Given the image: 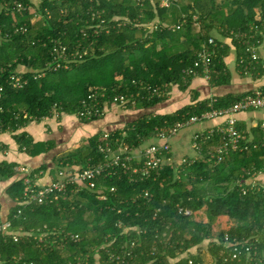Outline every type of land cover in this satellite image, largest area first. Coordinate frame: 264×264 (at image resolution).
<instances>
[{
	"label": "trees",
	"instance_id": "obj_1",
	"mask_svg": "<svg viewBox=\"0 0 264 264\" xmlns=\"http://www.w3.org/2000/svg\"><path fill=\"white\" fill-rule=\"evenodd\" d=\"M141 1L0 0V134L12 133L20 152L37 156L49 152L55 141H35L19 129L55 112L58 117L75 113L94 91H105L107 97L140 92L136 106L128 108L147 109L167 100L175 84L186 90L198 76L212 85L229 84L226 58L231 46L237 50L241 74L264 75L261 60L251 71L245 69L246 63L239 61L246 55L245 46L234 35L253 25L264 32V0H178L180 7ZM19 2L25 10L17 9ZM93 10L104 12L92 19ZM181 11L188 13L187 23L169 28L179 22ZM149 23L158 29L151 31ZM60 45L67 48L66 60L55 50ZM203 48L211 53L208 74L203 65L195 66ZM189 67L197 69V76L184 72ZM16 75L21 76L19 85ZM141 85L159 87L164 94L149 97ZM251 92L198 99L195 91L192 102L175 112L144 114L113 133L130 147L139 146L159 128L228 108ZM237 127L246 135V147L220 162L214 152L223 137H200L202 155L192 164H168L160 174L132 182L105 173L94 189L73 192L70 187L44 204L23 202L28 184L16 169L21 164L0 159V182L10 181L7 194L15 202L7 217L10 227L0 232V264H264V193L247 186L249 172L264 171V124ZM100 140L94 135L77 152L62 154L51 169L85 166L90 157L98 160ZM7 149L0 144V150ZM49 170L43 164L32 172ZM145 190L152 197H144ZM73 233L80 238L73 240ZM14 234H19L18 241ZM226 234L230 242H241L239 259H232L234 247L227 244Z\"/></svg>",
	"mask_w": 264,
	"mask_h": 264
},
{
	"label": "built area",
	"instance_id": "obj_2",
	"mask_svg": "<svg viewBox=\"0 0 264 264\" xmlns=\"http://www.w3.org/2000/svg\"><path fill=\"white\" fill-rule=\"evenodd\" d=\"M137 4H142L141 0H134ZM177 3V4H176ZM173 4H178V0H162L161 7H170ZM18 10H25L26 6L19 2L17 3ZM92 9V7H91ZM181 9V8H180ZM104 12L93 10L92 19H98L101 17V14ZM257 14H260V9H257ZM198 14L193 15V20L195 25L199 26ZM188 21V13L181 11V17L177 24L169 26V28L178 29L186 24ZM264 25V20L262 26ZM150 30L158 29L156 23H149L147 25ZM262 27L259 25H253L249 31H236L234 33L235 38L241 39L242 43L245 46V56H241L239 61L241 63H246L245 69L251 71L254 69L256 64L261 60V48L264 47V32H262ZM103 31V28L100 32ZM109 31V29H107ZM99 33L98 29L94 32ZM84 36L87 34L83 33ZM209 43H214V38H209ZM206 45L203 44L205 48ZM199 51L198 56L200 57L195 61V66L203 65L204 71L209 73V58L211 53L204 49ZM60 53L62 59H67L68 56L65 53L67 50L66 46L60 45V48H55ZM79 52V51H77ZM84 52L87 53V50L84 49ZM59 57V58H60ZM56 58V57H55ZM238 64V62H237ZM60 64L57 63L56 66ZM197 69L189 67L184 70L186 74L197 76ZM15 79V85H19L21 76H13ZM137 84L136 81H134ZM147 90L148 96H161L164 94L159 87H150L146 85H141ZM140 96V92L136 94L131 93L130 95L126 94H117L113 97H107L105 91L99 92L94 91L89 94L87 97L83 98L80 101V105L76 110L75 114L80 120H93L95 118H103L106 114L114 107H119L122 109L128 108L129 105L136 106L137 97ZM1 97V93H0ZM147 97V98H149ZM264 108V92L261 88L253 89L251 93L243 96L237 103L234 105L224 108V109H213L203 113L201 116H192L189 119L179 122L175 127L172 128H159V131L156 133L153 139L162 140V142H145L139 146L130 147L124 142L122 137L114 135V131L117 130H107L102 133L101 140L98 143V150L101 154V157L96 160L94 157L89 158V162L85 166H73L71 164H66L57 169L55 178L51 182L46 184L38 183L40 175L43 174V171L39 173H33L28 167H17L18 171H21L25 175V182L28 184V190L25 192V199L23 202L28 205L30 203L36 202L38 204H44L53 199H58L59 196L65 195L70 187L73 192L82 190L84 187L95 188L96 179L105 173L111 176L118 177H128L129 181H137L138 179H144L152 177L153 175H158L168 164L173 163L172 158V148H171V139L176 136L182 129L190 127L194 123L213 118H224L223 123L208 129L207 132H200L195 134L193 146L197 151L195 156H183L181 158V164H192L202 155V147L199 144L198 139L210 138L214 134H218L223 137L222 143L218 144L215 148L214 157L217 162L222 161L227 155L231 152L246 147L244 144L246 141V135L237 127L238 119L236 118V113L249 110V109H261ZM54 116H58V113L55 112ZM126 126V125H125ZM124 126V127H125ZM123 128V127H122ZM174 164V163H173ZM264 173V171L258 172H249L250 178L247 180V186L254 188L257 191L264 193V182L259 180V175ZM107 175V176H108ZM243 180L238 181L239 186L242 188L243 193H246L248 190L243 185ZM112 190L114 188L112 187ZM143 196L150 198L152 197L149 190L143 192ZM99 198H105V195H99ZM181 210L184 213L189 214L191 210L182 208ZM23 214V209H19L17 217H21ZM121 225V222H120ZM10 227V221L6 220L0 223V232L4 233L8 231ZM14 240H19V234L13 235ZM73 240H78L80 238L79 234H71ZM226 242L228 245L233 246L232 249V259H239L240 252L238 251L237 245L241 242L235 240L230 242L231 238L226 234Z\"/></svg>",
	"mask_w": 264,
	"mask_h": 264
},
{
	"label": "crops",
	"instance_id": "obj_3",
	"mask_svg": "<svg viewBox=\"0 0 264 264\" xmlns=\"http://www.w3.org/2000/svg\"><path fill=\"white\" fill-rule=\"evenodd\" d=\"M227 41H229L227 39ZM261 61L264 62V47L261 48ZM228 69L231 73V82L229 84L223 85H212L206 77H195L190 86L185 90L175 84L172 90L169 92V97L167 100L160 102L153 106L163 109L161 111H154L152 108H112L105 117L100 119H95L89 122H84L80 120L75 114L63 113L60 117L52 116L50 118L43 119L41 121H35L33 124L30 122L26 127L21 130H26L30 133L35 141H46L54 140L57 147L52 148L47 152L46 161L40 162V160H32L30 162L29 155L18 150L17 144H12V133L4 132L0 134V144L4 143L8 146L7 151L2 152L3 155L0 159L7 158L11 161L19 162L20 164H27L32 168H36L43 164L49 166L50 170L40 175L38 183L46 184L55 178V171L51 168L54 167L57 161H60L62 154H69L72 150H76L78 147L81 148L84 141L87 142L94 135H98L107 130H115L128 125V123L135 121L144 114L150 113H173L179 108L186 104L192 102L191 94L195 91L199 93L198 99H206L211 97L224 96L229 93H245L252 91L256 88H261L264 85V75L254 78L251 75L241 74L237 69V50L231 46L230 55L226 58ZM165 107L168 108V112ZM236 118L238 119V124H245L247 129L257 125L258 123L264 124V108L261 109H249L243 110L236 113ZM224 118H213L206 119L191 125L190 129H182L176 136L172 137L175 140L183 139L184 143L190 141L192 143V149H194V154L190 156L197 155V151L193 146L194 136L200 132H207L208 129L223 123ZM171 139V142H172ZM147 142H162L159 139H151ZM172 144V143H171ZM172 146V145H171ZM74 148V149H73ZM173 148V146H172ZM60 151V152H59ZM1 152V151H0ZM188 152V150L186 151ZM7 153V154H6ZM45 154V153H44ZM43 154V155H44ZM27 155V156H26ZM185 155L182 152H177L172 150L173 163L177 166L180 164L181 158ZM60 156V157H59ZM259 180L264 182V173L259 175ZM10 181L0 182V216L1 220H7L8 214L14 207V200L7 194V187ZM5 191V195L3 194ZM4 196H7L4 199Z\"/></svg>",
	"mask_w": 264,
	"mask_h": 264
},
{
	"label": "rangeland",
	"instance_id": "obj_4",
	"mask_svg": "<svg viewBox=\"0 0 264 264\" xmlns=\"http://www.w3.org/2000/svg\"><path fill=\"white\" fill-rule=\"evenodd\" d=\"M166 108V111L168 112V108H170V107H165ZM152 110H154V111H161V112H163V109L162 108H160V107H158V106H156L155 108H153L152 107ZM35 121H32V124L34 123ZM22 129V128H21ZM21 129H19V131L21 130ZM187 129H190V128H187ZM186 129H184V131H185ZM183 131V130H182ZM99 136H102V133H100L99 134ZM12 144L13 145H15L16 144V141H14V139H13V137H12ZM15 144H14V143ZM172 144V146H173V148H172V146H171V148H172V150H175V151H177V152H182L183 154H189V155H192V154H194V149H192V143L190 142V141H188V142H186V143H184V141H183V139H178V140H175L174 138L172 139V142H171ZM86 144V142L84 141V143H83V145H85ZM57 147V144H55L54 145V149ZM82 147V146H81ZM74 149V148H73ZM79 150V147L76 149V150H72V152H77ZM188 150V152H186ZM1 152H0V158H1V156L3 155V153L2 152H4L3 150H0ZM60 152V151H59ZM7 154V153H6ZM44 152L43 153H41V154H39V155H37V156H31V155H29L30 157H29V159H28V161L30 160V162L32 161V160H40V162H42V161H46L47 159H46V156H48L47 155V153H45L44 155ZM27 156V155H26ZM60 157V156H59ZM28 167L30 170H32L33 168L31 167V166H29V165H27V164H21V165H19V166H17V167ZM17 169V168H16ZM3 194L5 195L6 193H5V191L3 190ZM7 198V196H4V199H6ZM216 227H218V226H216ZM63 254L64 255H66V254H68V252H67V250L66 249H64L63 250Z\"/></svg>",
	"mask_w": 264,
	"mask_h": 264
}]
</instances>
